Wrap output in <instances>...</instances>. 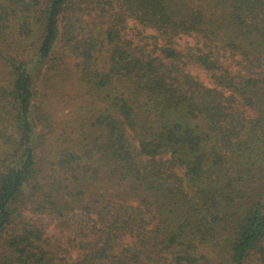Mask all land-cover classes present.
I'll return each instance as SVG.
<instances>
[{
	"label": "trees",
	"instance_id": "trees-1",
	"mask_svg": "<svg viewBox=\"0 0 264 264\" xmlns=\"http://www.w3.org/2000/svg\"><path fill=\"white\" fill-rule=\"evenodd\" d=\"M0 264H264V0H0Z\"/></svg>",
	"mask_w": 264,
	"mask_h": 264
},
{
	"label": "rangeland",
	"instance_id": "rangeland-1",
	"mask_svg": "<svg viewBox=\"0 0 264 264\" xmlns=\"http://www.w3.org/2000/svg\"><path fill=\"white\" fill-rule=\"evenodd\" d=\"M129 27L128 30L130 31V33H135L138 29H145L147 32L150 33H156V29L147 25L142 24L138 19L136 18H131L129 19ZM197 40L193 37V36H189V35H182L180 37V42L183 45H186L188 43L190 44H194ZM219 56L221 57V59L226 63L229 64L231 69L236 72L238 71L240 68H242V55L239 52H233L231 50H219ZM193 72L195 74H198L199 77L201 78V80H203V82L210 86V87H214L216 86V84L213 82L210 74L208 73L207 70L201 69L199 67H194L193 68ZM224 93L228 96H230V98L227 101V105L229 107V110L231 111H235V112H240L243 115H253L255 114L256 111H254L253 109L246 107L242 102L241 96L240 94H238L237 92H233L231 89L227 90L224 89ZM232 94L234 96H232ZM59 114L60 116H65L66 111L64 110H59ZM169 157V156H168ZM180 174L183 175V169H179L178 170ZM116 191V202L115 203H119L122 204L124 206L127 205H140L144 199H145V194L146 191H144V189L141 187H138L135 183V181L131 178L127 179L122 185L119 186L118 189H115ZM144 205H148L150 204L152 207H146V208H151V210L154 212V214L157 216L158 215V210L160 212V207H161V203L157 200H155L154 198H147L144 201ZM155 216V217H156ZM39 216H36V218H38ZM44 218V217H43ZM153 219V218H152ZM46 220V219H45ZM48 222L50 221V219H47ZM152 227L156 225L157 223V219L156 220H152ZM49 236L53 237L54 240L56 238H60L62 241H66L68 240V232H64L62 230H60L55 223H51L50 222V226H49ZM58 240L56 242H61V240ZM67 245V244H66ZM73 252V257L74 260L78 258L79 254H80V250L78 248L72 250ZM72 261V262H73Z\"/></svg>",
	"mask_w": 264,
	"mask_h": 264
}]
</instances>
